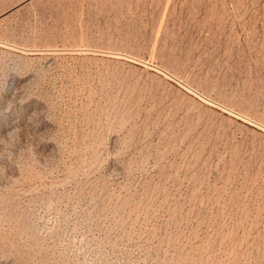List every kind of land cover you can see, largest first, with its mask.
Masks as SVG:
<instances>
[{"label":"rangeland","instance_id":"obj_1","mask_svg":"<svg viewBox=\"0 0 264 264\" xmlns=\"http://www.w3.org/2000/svg\"><path fill=\"white\" fill-rule=\"evenodd\" d=\"M0 264H264V0H0Z\"/></svg>","mask_w":264,"mask_h":264}]
</instances>
